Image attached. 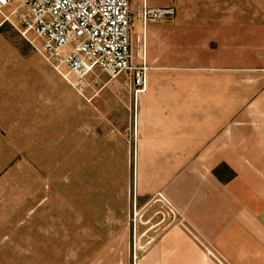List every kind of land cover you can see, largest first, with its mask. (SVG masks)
Instances as JSON below:
<instances>
[{
  "label": "rangeland",
  "instance_id": "374dc122",
  "mask_svg": "<svg viewBox=\"0 0 264 264\" xmlns=\"http://www.w3.org/2000/svg\"><path fill=\"white\" fill-rule=\"evenodd\" d=\"M170 7L174 21L156 24H186V35L230 25L243 35L264 20V0ZM202 39L200 57L228 55L221 42ZM93 76L80 85L58 69L14 17L0 27V264H135L178 216L162 193L140 197L137 99L125 75H101L99 84Z\"/></svg>",
  "mask_w": 264,
  "mask_h": 264
},
{
  "label": "crops",
  "instance_id": "0c3cea01",
  "mask_svg": "<svg viewBox=\"0 0 264 264\" xmlns=\"http://www.w3.org/2000/svg\"><path fill=\"white\" fill-rule=\"evenodd\" d=\"M137 6L150 7L131 0L132 63L147 67L139 193H162L178 216L135 264H264V20L243 35L236 25L186 35V24L144 22ZM200 37L228 55L200 57Z\"/></svg>",
  "mask_w": 264,
  "mask_h": 264
},
{
  "label": "built area",
  "instance_id": "2783aa9c",
  "mask_svg": "<svg viewBox=\"0 0 264 264\" xmlns=\"http://www.w3.org/2000/svg\"><path fill=\"white\" fill-rule=\"evenodd\" d=\"M137 15L144 22H173L176 10L138 7ZM12 17L40 38L49 60L68 69L80 85L91 75L96 84L101 75H125L123 86L135 99L144 91L147 67L132 63L131 0H0L1 24ZM137 45L142 47L139 38Z\"/></svg>",
  "mask_w": 264,
  "mask_h": 264
}]
</instances>
